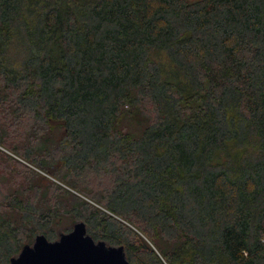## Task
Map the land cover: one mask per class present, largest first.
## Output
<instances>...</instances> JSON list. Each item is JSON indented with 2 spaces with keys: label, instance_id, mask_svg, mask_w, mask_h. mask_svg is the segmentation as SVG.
I'll return each mask as SVG.
<instances>
[{
  "label": "trees",
  "instance_id": "1",
  "mask_svg": "<svg viewBox=\"0 0 264 264\" xmlns=\"http://www.w3.org/2000/svg\"><path fill=\"white\" fill-rule=\"evenodd\" d=\"M0 147L108 176L69 210L129 264H264V0H0ZM5 179L0 264L56 237Z\"/></svg>",
  "mask_w": 264,
  "mask_h": 264
},
{
  "label": "rangeland",
  "instance_id": "2",
  "mask_svg": "<svg viewBox=\"0 0 264 264\" xmlns=\"http://www.w3.org/2000/svg\"><path fill=\"white\" fill-rule=\"evenodd\" d=\"M0 149H2L4 152L9 154L11 157L17 158L13 156V154H11L10 152L6 151L5 149L1 147ZM17 159L20 160V162L23 164L19 163L17 165L15 163H12L9 161V159L5 158L4 156H2V154H0V170L6 172V179L4 180L5 182L4 186L6 187L5 191L15 193L16 195H18L17 197H19L23 201L26 200L27 202L31 200L39 207V213L44 210L47 211L50 208L49 211L55 214V217L53 218L54 220L50 224V228L52 229V231L56 232L55 239L58 238L60 233L69 232V230L72 229L73 227L72 224L74 222L82 221L79 216H76L75 214L72 213V211L69 210L70 208H72L74 204L73 203L75 200L74 196L77 197L78 199L87 201L89 205L94 206L95 208L98 206L96 205V203L91 201L92 199H90V197L87 196L86 194L88 193V191L96 192L108 188L109 186L108 176L104 174L95 175L93 173H89V176L84 178V181H86L89 184L82 185L80 191L70 190L67 188L66 185L62 184L60 180L53 178L45 171H41L40 169H38V167L26 163L19 158ZM19 169L27 172L28 178L24 179L23 175L18 176L17 171ZM65 171L68 172V170ZM35 172L45 177L44 181L40 184L41 186L39 190H36L37 192H35L30 185V182H34L36 175ZM14 179H16V182H14ZM58 186L60 188H58ZM17 214L18 216H20L21 213L17 211ZM26 224L27 225H24L23 227L30 228L31 222ZM85 225L88 232L89 230H91L92 233L93 232L95 233V236L96 235L99 236L100 234H102L100 230L101 227L97 228L93 226V224L91 225L85 224ZM136 236H139V238L137 237L138 239L135 240V242L138 243L139 239H143L145 243L149 244L148 241L144 239V237L141 236L140 234L136 233Z\"/></svg>",
  "mask_w": 264,
  "mask_h": 264
},
{
  "label": "water",
  "instance_id": "3",
  "mask_svg": "<svg viewBox=\"0 0 264 264\" xmlns=\"http://www.w3.org/2000/svg\"><path fill=\"white\" fill-rule=\"evenodd\" d=\"M72 229L55 240L38 234L33 243L25 244L8 264H129L122 246L95 241L86 232V225L74 222Z\"/></svg>",
  "mask_w": 264,
  "mask_h": 264
}]
</instances>
